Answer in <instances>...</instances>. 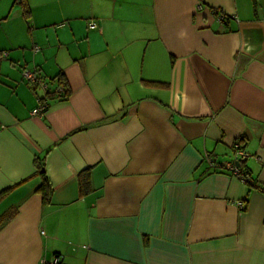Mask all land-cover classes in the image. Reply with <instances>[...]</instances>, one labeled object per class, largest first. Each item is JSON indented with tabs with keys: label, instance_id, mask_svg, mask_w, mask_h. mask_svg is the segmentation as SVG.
Returning <instances> with one entry per match:
<instances>
[{
	"label": "crops",
	"instance_id": "0c3cea01",
	"mask_svg": "<svg viewBox=\"0 0 264 264\" xmlns=\"http://www.w3.org/2000/svg\"><path fill=\"white\" fill-rule=\"evenodd\" d=\"M53 254L264 264V0H0V264Z\"/></svg>",
	"mask_w": 264,
	"mask_h": 264
},
{
	"label": "built area",
	"instance_id": "2783aa9c",
	"mask_svg": "<svg viewBox=\"0 0 264 264\" xmlns=\"http://www.w3.org/2000/svg\"><path fill=\"white\" fill-rule=\"evenodd\" d=\"M20 1V0H17ZM200 6V3H199ZM220 20H223L224 16H219ZM95 24L90 23V27H94ZM35 50L38 49L37 46L34 47ZM7 52H2V55L5 56ZM21 77L29 83L34 84L36 87H40L45 90L42 96L37 98V104L36 106L31 110L30 114L33 116H41L43 115L48 107V98L50 95H62L64 94L65 90L64 87L61 84H56L53 86L52 90H47L48 83L46 80H44L35 70L29 69V68H22L21 69ZM233 150L235 155V161L229 162L226 164V167L230 169L235 176L240 178L244 183L252 182L251 178L244 173L236 164V161L243 160L247 158L250 154L248 152H245L244 150L239 148V145L237 142L233 144ZM206 161L209 165H214L216 167H219L220 165L212 160L210 156L207 155ZM222 167V166H220ZM254 184V183H253ZM238 206L240 208L244 207V204L242 202L238 203ZM61 255L53 254L50 258H41L39 264H61Z\"/></svg>",
	"mask_w": 264,
	"mask_h": 264
},
{
	"label": "trees",
	"instance_id": "16d2710c",
	"mask_svg": "<svg viewBox=\"0 0 264 264\" xmlns=\"http://www.w3.org/2000/svg\"><path fill=\"white\" fill-rule=\"evenodd\" d=\"M25 11L27 12V9H25ZM60 81V82H59ZM57 84H61L64 87V94L59 95V97L61 96L62 98L64 97V95H66V91L67 89L65 88L64 84L61 82V80H58ZM239 145V148H241L240 144L238 141H236ZM213 160V159H212ZM215 162V161H214ZM238 164L237 166L244 171L245 174H247L252 182H248L247 184L252 186L254 185L253 183V179L250 175V172L247 170V168H245L244 166H242V161L239 160L237 161ZM220 166H223L222 164L218 163ZM209 165V164H208ZM216 167L214 165H209V167L215 168V169H219L221 167ZM34 167H35V174L41 176V184L39 185V187L37 188L39 191H41V193L43 194V198L45 199V201L48 200V194H49V188H48V184H47V178L45 176V165H44V156H35L34 157ZM230 170V169H229ZM231 171V170H230ZM232 172V171H231ZM233 173V172H232ZM78 178H79V186H80V191L81 193H86L88 191V177H87V173L84 172H80L78 173Z\"/></svg>",
	"mask_w": 264,
	"mask_h": 264
},
{
	"label": "water",
	"instance_id": "95a60500",
	"mask_svg": "<svg viewBox=\"0 0 264 264\" xmlns=\"http://www.w3.org/2000/svg\"><path fill=\"white\" fill-rule=\"evenodd\" d=\"M236 164H238V162L236 161Z\"/></svg>",
	"mask_w": 264,
	"mask_h": 264
}]
</instances>
